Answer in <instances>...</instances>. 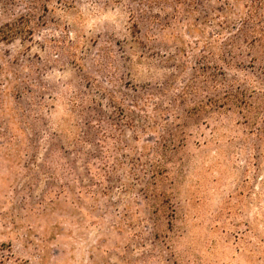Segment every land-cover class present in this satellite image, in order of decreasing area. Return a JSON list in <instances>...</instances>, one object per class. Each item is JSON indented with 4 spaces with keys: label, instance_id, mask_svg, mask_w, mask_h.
Segmentation results:
<instances>
[{
    "label": "rangeland",
    "instance_id": "rangeland-1",
    "mask_svg": "<svg viewBox=\"0 0 264 264\" xmlns=\"http://www.w3.org/2000/svg\"><path fill=\"white\" fill-rule=\"evenodd\" d=\"M0 264H264V0H0Z\"/></svg>",
    "mask_w": 264,
    "mask_h": 264
},
{
    "label": "trees",
    "instance_id": "trees-1",
    "mask_svg": "<svg viewBox=\"0 0 264 264\" xmlns=\"http://www.w3.org/2000/svg\"><path fill=\"white\" fill-rule=\"evenodd\" d=\"M254 17L258 18V14H254Z\"/></svg>",
    "mask_w": 264,
    "mask_h": 264
}]
</instances>
